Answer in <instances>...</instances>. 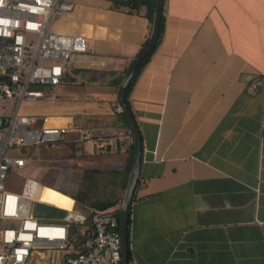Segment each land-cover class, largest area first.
Returning a JSON list of instances; mask_svg holds the SVG:
<instances>
[{"label":"crops","instance_id":"0c3cea01","mask_svg":"<svg viewBox=\"0 0 264 264\" xmlns=\"http://www.w3.org/2000/svg\"><path fill=\"white\" fill-rule=\"evenodd\" d=\"M62 1L73 9L53 29L85 35L90 50L65 66L45 98L23 109L69 128L65 143L25 148L45 153L39 162L27 155L29 170L41 173L27 176L39 182L29 193L35 198L41 184L72 202L58 208L87 211V198L83 207L72 196H86L77 190L94 185L87 180L95 171L111 170L118 210L130 146L118 141L102 150L77 136L130 131L114 83L149 38L147 11L156 0L137 10L115 0ZM162 24L128 94L143 141L129 261L264 264V0H165Z\"/></svg>","mask_w":264,"mask_h":264},{"label":"built area","instance_id":"2783aa9c","mask_svg":"<svg viewBox=\"0 0 264 264\" xmlns=\"http://www.w3.org/2000/svg\"><path fill=\"white\" fill-rule=\"evenodd\" d=\"M72 9L62 0H0V264H123L116 208H73L56 221H40L29 193V181L39 182L26 177L20 190L9 184L10 175L28 164L22 149L66 142L68 127L46 125L22 106L45 98L61 83L65 66L90 50L85 35L52 27ZM77 140L107 150L118 141L130 146L133 134L79 131ZM72 225L82 228L76 242Z\"/></svg>","mask_w":264,"mask_h":264},{"label":"water","instance_id":"95a60500","mask_svg":"<svg viewBox=\"0 0 264 264\" xmlns=\"http://www.w3.org/2000/svg\"><path fill=\"white\" fill-rule=\"evenodd\" d=\"M165 0H156L154 18L152 23V30L147 42L137 52V54L129 62L123 78L119 83L117 89V103L120 112L126 117L130 130L133 134V158L130 168L128 181L125 188V194L120 207L117 212L120 218L119 232L122 240V257L123 264H129V240H128V229L129 220L131 213V205L133 196L137 188L142 167V156H143V141L142 134L139 124L126 100L127 90L137 73L138 67L141 62L152 53L157 47L159 36L161 32V24L163 18V8ZM48 204V203H47ZM51 205V204H50Z\"/></svg>","mask_w":264,"mask_h":264},{"label":"trees","instance_id":"16d2710c","mask_svg":"<svg viewBox=\"0 0 264 264\" xmlns=\"http://www.w3.org/2000/svg\"><path fill=\"white\" fill-rule=\"evenodd\" d=\"M147 0H115V4L116 5H131L133 8L132 9H138L140 7L141 4L146 3ZM154 11H155V5L153 4L151 6V8L147 11V15L150 19L151 22H153V18H154ZM162 30H163V24H161V32H160V36H159V40L162 36ZM148 40V39H147ZM147 40L145 41V43L147 42ZM159 42V41H158ZM154 52V51H153ZM152 53H150L139 65L138 70L136 75L134 76L128 90L126 93V100L129 104L128 101V94L132 88V85L135 81V79L137 78L138 74L140 73V71L143 69L144 65L150 60ZM111 74H115L114 72H109ZM123 78V73L120 74L118 76V78L115 80V85H119V83L121 82ZM130 106V104H129ZM121 118L125 121V124L127 127L130 128L129 123L126 119V117L124 116V114L122 112H120ZM132 158H133V144L130 145V149L128 151V156H127V164L125 167V173H126V183H127V178L129 176V172H130V168H131V163H132ZM126 183L124 184V188L126 187ZM139 185V182H138ZM137 185V187H138ZM73 198H75V200L81 205V206H87V205H93V207H97V208H104V207H114L117 204V200H105V201H99L97 203L95 202H89V201H85L86 196L85 195H81V196H72ZM67 213V210L63 209V208H58L56 206L44 203V202H35L34 203V207H33V216L38 218L40 221H52L55 220L56 218H61L63 217L65 214ZM70 234L71 237L73 238V240L76 242V240L80 239L82 237V228L80 225H72L70 227ZM130 238V220H129V229H128V240ZM131 255V251L129 249V258ZM130 260V259H129Z\"/></svg>","mask_w":264,"mask_h":264},{"label":"rangeland","instance_id":"374dc122","mask_svg":"<svg viewBox=\"0 0 264 264\" xmlns=\"http://www.w3.org/2000/svg\"><path fill=\"white\" fill-rule=\"evenodd\" d=\"M22 109H27V103L23 104ZM38 148L40 149L41 147H38ZM107 150H109V147ZM22 152L24 153L25 156L28 155L27 149H22ZM42 153L43 152H41V150H40V152L39 151L38 152L33 151V153H31L28 156H30V159L32 158V161L37 162L38 156H42L43 154H45V153H43V154ZM48 155L52 156V157L53 156H59V155H56L55 153L48 154ZM65 156H67V155H65ZM43 159H44V157H43ZM43 159L39 158V161H41ZM45 162H47V161H45ZM32 163H30V164H32ZM68 164H69L68 162H61L58 165H61V167L64 170V169H70ZM51 165H53V162L51 163ZM69 165H71V163ZM40 174L41 173H39V172L38 173H32V171L29 170V167L26 166L23 169L16 170L15 172H13L10 175L9 184H10L12 189L20 190L22 188V185H23L27 176H34V178L40 179L39 178ZM117 178H118L117 175H115V173H113L111 170L107 171V170L102 169L101 171H97V172L95 171L94 173H92V176H90V178H88V180H87L89 182H93L94 185L83 187V190H77V193L78 194H80V192L86 193L87 200L89 202H95V203H97L99 201H103V200L114 199L117 195H119V191L117 188L118 187L117 186ZM29 182L32 183L31 186L29 187V190H31L30 188H33L35 182H32V181H29ZM119 189H120V198H121L120 205H121L124 194H125V188L123 190L121 188H119ZM30 194L33 197V194L32 193H30ZM38 202H41V201H38ZM34 203H33V207H34Z\"/></svg>","mask_w":264,"mask_h":264},{"label":"bare ground","instance_id":"6f19581e","mask_svg":"<svg viewBox=\"0 0 264 264\" xmlns=\"http://www.w3.org/2000/svg\"><path fill=\"white\" fill-rule=\"evenodd\" d=\"M35 198L55 206H72V202L67 196L53 189H49L41 184H38V188L35 192Z\"/></svg>","mask_w":264,"mask_h":264}]
</instances>
